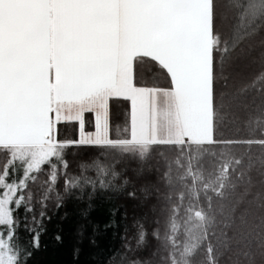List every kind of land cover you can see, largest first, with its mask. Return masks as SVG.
I'll return each instance as SVG.
<instances>
[{"label":"trees","instance_id":"1","mask_svg":"<svg viewBox=\"0 0 264 264\" xmlns=\"http://www.w3.org/2000/svg\"><path fill=\"white\" fill-rule=\"evenodd\" d=\"M217 6L223 38L235 15L227 0ZM262 68L264 27L217 73V114L207 141L123 145L130 139V102L111 98L109 146L68 147L26 182L24 207L33 212L16 213L20 227L10 242L16 264H24L26 252L27 264H264V79H256ZM135 79L169 87L166 73L147 58L135 65ZM245 84L249 90L237 101L225 95ZM84 119L92 131L93 115ZM58 132L61 141L73 140L78 125L61 123ZM123 148L139 151L126 157ZM6 157L0 150V164ZM65 160L66 173L59 169L58 182L47 183L50 165ZM41 212L50 219L37 226L32 217ZM25 225L38 233V247Z\"/></svg>","mask_w":264,"mask_h":264},{"label":"snow or ice","instance_id":"2","mask_svg":"<svg viewBox=\"0 0 264 264\" xmlns=\"http://www.w3.org/2000/svg\"><path fill=\"white\" fill-rule=\"evenodd\" d=\"M227 5L235 23L222 38L217 0H0V150L7 153L0 164V264L19 260L10 242L20 227L16 213L21 207L33 212L24 207L29 177L68 147L109 146L104 128L111 139V98L130 102V139L153 116L163 115L170 125L216 116L217 73L264 27L258 23L264 22V0ZM145 58L166 73L169 87L138 85L135 65ZM256 79H264V68ZM249 87L225 95L237 101ZM85 114L93 115L92 131L85 129ZM67 122L76 123L79 134L61 141L58 126ZM245 142L252 141L228 143ZM44 144L50 153L42 152ZM67 168L66 160L51 164L47 183L55 185L57 171ZM44 219L50 217L41 212L32 223ZM25 228L38 247V233ZM30 256L26 252L24 264Z\"/></svg>","mask_w":264,"mask_h":264},{"label":"rangeland","instance_id":"3","mask_svg":"<svg viewBox=\"0 0 264 264\" xmlns=\"http://www.w3.org/2000/svg\"><path fill=\"white\" fill-rule=\"evenodd\" d=\"M202 124L198 123L197 126H195L198 131L200 130V125L203 127L202 132L205 133V138H201L202 141H206L210 139V116L206 119H202ZM185 128H182V132L180 130V124L170 125V122L161 115L159 118L156 116H153L150 122H146L144 125V129L142 132H138L133 138L129 139L128 142L136 141V144H144V143H153V142H178L182 140V136L185 135L187 138L184 140L190 141H197V140H190L192 135V131L189 128H193V121H190L188 124H184ZM184 129V130H183ZM187 130V131H186ZM202 133V134H203ZM188 135V136H187ZM184 137V136H183ZM200 137V136H197ZM104 139L107 140L105 132H104ZM133 139V140H132ZM43 153H50L52 151L51 147H43L41 146ZM124 152L123 155L126 157H132L133 155H137L138 151L135 150H129L127 148H123ZM40 154V153H37ZM5 259L7 260L8 257V248L6 242H4V253H3ZM158 256V254H157ZM157 256H153L152 260L153 262H156Z\"/></svg>","mask_w":264,"mask_h":264},{"label":"crops","instance_id":"4","mask_svg":"<svg viewBox=\"0 0 264 264\" xmlns=\"http://www.w3.org/2000/svg\"><path fill=\"white\" fill-rule=\"evenodd\" d=\"M191 121H193V128L191 129V128H189L191 131H192V135L194 136V137H192L191 136V139L190 140H197V141H202L201 140V138H203V140H204V138H205V133H203L202 132V126L200 125V130L198 131V129L195 127V126H197V124L198 123H200V124H202L201 123V121H202V119L201 118H199V117H193L192 119H191ZM180 124V130H181V132H182V128H185V126H184V124L183 123H179ZM209 127H210V136L209 137H211V116H210V125H209ZM184 130V129H183ZM187 131V130H186ZM104 132H105V135H106V138H107V140H106V143H108L109 141H108V135H107V133H108V129H107V126L105 125V128H104ZM203 133V134H202ZM184 136V137H183ZM182 136V140H180V141H188V140H184V139H186L187 137L185 136V135H183ZM188 136V135H187ZM197 136H200V137H197ZM133 138V137H132ZM133 140V139H132ZM207 141V140H206ZM135 143H137L135 140L134 141H131V142H128V141H126V142H122V144L123 145H126V144H135ZM41 146H48V144H44V145H41Z\"/></svg>","mask_w":264,"mask_h":264}]
</instances>
